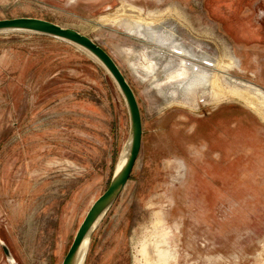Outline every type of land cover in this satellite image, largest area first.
Wrapping results in <instances>:
<instances>
[{
  "label": "rangeland",
  "instance_id": "374dc122",
  "mask_svg": "<svg viewBox=\"0 0 264 264\" xmlns=\"http://www.w3.org/2000/svg\"><path fill=\"white\" fill-rule=\"evenodd\" d=\"M124 4L151 13L154 29L197 57L233 61L218 68L225 77L264 90V0H0V19L38 17L91 37L139 102L141 153L85 264H144L142 243L163 230L167 264H264V105L215 103L199 89L195 102L165 82L181 56L157 48L151 33L101 21ZM51 37L0 32V264H13L2 243L18 264H61L130 137L110 73ZM149 59L156 79L143 66Z\"/></svg>",
  "mask_w": 264,
  "mask_h": 264
},
{
  "label": "bare ground",
  "instance_id": "6f19581e",
  "mask_svg": "<svg viewBox=\"0 0 264 264\" xmlns=\"http://www.w3.org/2000/svg\"><path fill=\"white\" fill-rule=\"evenodd\" d=\"M143 14L144 13H142L141 9H137L133 5L124 4L120 8L116 9V12L112 14L107 13L106 15H102L101 21L110 23L121 22L131 32H134L144 38L147 37L146 32L151 33L152 42L157 46V48L162 50L166 48L167 50L171 51L173 58L178 59V57L181 56L183 60L181 59V62L177 61L178 63L176 64V68L169 71L170 74L168 75V79L165 82H171V84L178 83L179 88H182V90L187 92L189 96L190 94H192V100L194 99L195 102L196 98L198 100L199 97H201L197 95V97H195L196 91H198L197 89H199L200 92H203V95L204 93L206 95H209L211 101L215 103L220 102L224 99L237 98L238 100H243L249 105H253L255 108L260 105L257 104L258 102L264 105L263 89L256 85L254 86L252 84L242 83L239 80H234L230 76L225 77V73L222 74L221 72H218V68H220V70L225 67L229 69L233 61L215 60L214 62H212L211 60H208L206 58H202L199 56L197 57V53H195V51L190 52V50H188V48H186L185 46L180 45L175 40L169 39L167 35L154 29V25L157 22L156 19L151 15V13H148V16H143ZM165 46H167L168 48ZM89 54L92 55L91 53ZM192 56L199 58L198 62H191L189 59ZM186 58H188V64H190L191 66H189L185 62ZM143 66L149 74L155 75L156 79V75H158V65L156 63L154 64L153 61L149 59L147 63L145 62L143 64ZM153 70L156 71L153 73ZM157 83L158 85L162 84L159 82ZM176 92L177 90L173 91V94H176ZM126 153L127 152L123 154L124 156L117 166L116 173L121 170L124 164ZM158 222H160L159 218H157L156 220V225ZM170 237V231L163 230L160 234L157 235L155 239L153 238V241L152 239H147L142 243L140 253L143 256L144 264H167L168 262H170L168 261V259L172 255V249L170 248V246H167L169 244ZM90 242L91 237L88 235L84 239L80 247L76 264H85Z\"/></svg>",
  "mask_w": 264,
  "mask_h": 264
},
{
  "label": "water",
  "instance_id": "95a60500",
  "mask_svg": "<svg viewBox=\"0 0 264 264\" xmlns=\"http://www.w3.org/2000/svg\"><path fill=\"white\" fill-rule=\"evenodd\" d=\"M6 31H29L39 34L52 36L71 42L87 52L91 53L110 73L119 90L124 97L127 110L130 117V137L122 152L126 153L124 164L121 170L113 174L112 179L106 190L93 202L83 221L78 227L73 241L62 260L61 264H76L77 255L84 239L89 235L92 236L104 215L111 206L119 198L125 187L127 186L135 165L139 159L142 142H143V119L142 113L137 100L136 94L125 77L123 71L116 63L114 58L91 37L79 32L76 29L64 27L53 21L30 16H20L12 18L0 19V32ZM127 150V151H126ZM117 169V168H116ZM3 249L7 255V259L11 263L14 262V256L10 248L2 243Z\"/></svg>",
  "mask_w": 264,
  "mask_h": 264
},
{
  "label": "flooded vegetation",
  "instance_id": "af4514ba",
  "mask_svg": "<svg viewBox=\"0 0 264 264\" xmlns=\"http://www.w3.org/2000/svg\"><path fill=\"white\" fill-rule=\"evenodd\" d=\"M142 10V9H141ZM124 21H126V20H124ZM126 27V26H125ZM127 28V27H126ZM14 262H16V263H14V264H18V262H17V260L16 259H14Z\"/></svg>",
  "mask_w": 264,
  "mask_h": 264
},
{
  "label": "trees",
  "instance_id": "16d2710c",
  "mask_svg": "<svg viewBox=\"0 0 264 264\" xmlns=\"http://www.w3.org/2000/svg\"><path fill=\"white\" fill-rule=\"evenodd\" d=\"M42 35H44V34H42ZM44 36H48V35H44ZM51 38H55V37H51ZM56 39V38H55ZM58 39V38H57ZM133 173V172H132Z\"/></svg>",
  "mask_w": 264,
  "mask_h": 264
}]
</instances>
